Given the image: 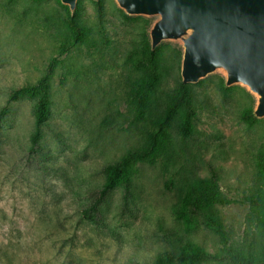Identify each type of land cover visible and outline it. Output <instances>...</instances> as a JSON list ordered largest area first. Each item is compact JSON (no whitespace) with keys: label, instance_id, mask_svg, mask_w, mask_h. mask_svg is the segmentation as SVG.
Returning a JSON list of instances; mask_svg holds the SVG:
<instances>
[{"label":"rangeland","instance_id":"rangeland-1","mask_svg":"<svg viewBox=\"0 0 264 264\" xmlns=\"http://www.w3.org/2000/svg\"><path fill=\"white\" fill-rule=\"evenodd\" d=\"M77 9L83 36L73 42L60 0H0V262L147 264L187 247L223 257L202 264L261 256L256 97L226 87L221 70L186 84L192 128L184 137L181 112L165 120L182 84L181 43L151 52L156 17L128 16L115 0H77ZM45 74L50 116L31 150L35 97H8ZM144 145L151 151L129 182L102 194L103 168ZM210 175L232 201L217 207L224 238L178 212L188 183Z\"/></svg>","mask_w":264,"mask_h":264},{"label":"water","instance_id":"water-1","mask_svg":"<svg viewBox=\"0 0 264 264\" xmlns=\"http://www.w3.org/2000/svg\"><path fill=\"white\" fill-rule=\"evenodd\" d=\"M73 12L77 0H60ZM97 1V0H94ZM128 16L156 17L150 48L181 43V80L194 84L221 70L225 86L242 85L264 117V0H115Z\"/></svg>","mask_w":264,"mask_h":264},{"label":"trees","instance_id":"trees-1","mask_svg":"<svg viewBox=\"0 0 264 264\" xmlns=\"http://www.w3.org/2000/svg\"><path fill=\"white\" fill-rule=\"evenodd\" d=\"M98 17L102 19V7L98 4ZM69 8V7H68ZM80 17L79 9L73 13L70 12L66 19V25L72 30V41L76 42L83 36L82 30L79 29ZM150 42V41H149ZM156 49V48H155ZM154 49V50H155ZM154 50L150 51L153 52ZM49 75L45 74L40 77L35 84L27 85L18 90L12 91L8 100H16L21 97H35L33 116L36 131L30 137V149L34 150L40 140L39 128L45 124L50 116V94H49ZM189 97V86L180 84L170 97L166 110L165 120L171 119L177 113L181 112L180 133L187 137L191 133L192 114L187 110V100ZM151 149L148 145H144L138 149L129 151L122 155L117 161L107 164L103 168L104 184L102 194L111 191L121 184H127L134 167L143 163ZM260 160L264 161V151L259 155ZM232 203L230 199L225 197L219 188V180L216 175L209 177H197L191 180L185 190L181 200L179 209L180 218L185 224L190 225L192 219L199 217L204 224L213 232L224 238V232L219 224L218 206H225ZM93 205L92 208H95ZM92 209L84 211V215L91 217ZM260 227L264 232V214L260 221ZM263 249L261 256L237 258L234 264H264V243L261 245ZM203 249L195 247H187L178 253H161L154 261L147 264H202L217 259ZM218 259H223L219 256ZM0 264H7L0 262Z\"/></svg>","mask_w":264,"mask_h":264}]
</instances>
